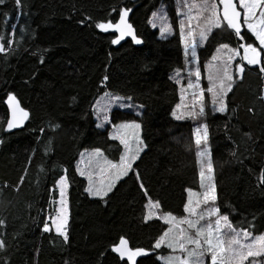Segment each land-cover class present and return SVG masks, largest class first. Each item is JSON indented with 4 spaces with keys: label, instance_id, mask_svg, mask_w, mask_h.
<instances>
[{
    "label": "trees",
    "instance_id": "1",
    "mask_svg": "<svg viewBox=\"0 0 264 264\" xmlns=\"http://www.w3.org/2000/svg\"><path fill=\"white\" fill-rule=\"evenodd\" d=\"M162 4L174 31L167 39L149 23ZM121 9H130L141 47L130 41L116 47L114 35L95 27L115 23ZM177 24L174 0L0 3L6 49L0 53V264H128L112 251L121 238L130 249L149 253L137 264H162L152 245L166 225L145 221L146 204L154 201L161 212L182 217L186 189L199 188L193 123L172 118L179 95L169 74L184 67ZM243 30L237 37L222 26L198 50L202 83L221 44L241 51V44L255 41ZM244 65L243 73L234 70L225 113H212L204 88L206 123L216 206L237 230L258 235L264 233V73ZM104 92L142 107L139 116L114 110L110 121L139 123L144 151L107 197L92 199L76 173L79 154L100 148L117 162L123 152L108 137L109 127L99 130L92 119L91 108ZM9 94L29 114L14 132L5 130ZM62 175L69 181L67 242L42 230Z\"/></svg>",
    "mask_w": 264,
    "mask_h": 264
},
{
    "label": "snow or ice",
    "instance_id": "2",
    "mask_svg": "<svg viewBox=\"0 0 264 264\" xmlns=\"http://www.w3.org/2000/svg\"><path fill=\"white\" fill-rule=\"evenodd\" d=\"M5 0H0L4 3ZM17 6H21V0H15ZM222 5L223 21L226 22L227 29L234 30L237 36H241V13L237 11L233 0H219ZM178 9L186 11L178 12L184 19L179 21V39L183 47L185 58L191 57V63L197 62V47L208 39L213 29L222 27L220 18V8L217 0H177ZM240 7L243 8V23L248 32L255 37L252 43L241 44L243 55L242 61L247 65H261L259 71L264 73V0H240ZM257 10L259 14L257 15ZM130 9L119 11V21L116 23H96L95 27L102 32L113 30L119 35L111 40V44H119L125 37H131L132 41L140 44L141 40L128 23L127 17ZM161 14L153 13L150 21L153 27L159 21V31L162 36L172 32V25L168 22L169 17L161 9ZM195 12V15L193 14ZM196 20L197 30H193L192 21ZM15 28V25H12ZM4 40L0 36V41ZM258 41V47L254 46ZM8 45L13 41L9 39ZM5 45L0 43V53H5ZM217 55L212 56V61L218 63L210 64L208 71V87L206 89L211 100V109L214 113H225L228 106L225 97L233 87V60L239 52L230 48L227 43L221 44L216 50ZM244 67L237 64L235 71L243 73ZM189 79L186 88H181V103H177L172 115L176 120L189 118L200 121L199 126L193 130L195 145L199 149L196 153L200 163L199 185L201 191L186 189L187 201L184 203L183 217H177L171 213H165L157 219L163 220L167 228L155 239L152 245L153 254L155 250L162 247L171 250L169 255H158V260L162 264H206V258L210 257V264H264V233L253 235L248 230H237L229 221L227 215H222L220 209L215 206L217 200L216 186L213 182L214 166L210 159L208 141L209 126L206 123L207 111L205 102V89L201 86V70L194 67L188 72ZM108 77L105 76L104 80ZM191 96L190 104L186 102L185 96ZM104 99L107 103L101 105L97 102L93 105L94 113L101 123L97 127H104L109 123L108 112L113 105L120 107L131 106L125 104V100L131 101V97H123L113 93H105ZM7 104L11 110V117L7 120V130L19 128L28 119V112L20 107L16 97L9 94ZM177 109H181L178 113ZM141 125L136 122H125L113 126L109 133V138L119 141L123 146V153L119 162H113L105 156L100 148H95L91 152L81 153V161L77 165V172L80 176L86 177L88 186L85 191L90 196L103 199L116 186V182L122 177L128 176L133 168L134 162L140 157L143 151L144 141L140 135ZM43 131V130H42ZM2 142V141H0ZM69 181L62 175L56 181L59 189L58 207L55 208L54 215L48 217L51 226L54 227L58 236L68 241V189ZM143 187V185H141ZM201 206H205L203 209ZM159 204H149V217L152 216V209L159 208ZM214 218V219H213ZM3 224V221H0ZM43 232H50V225L47 221L43 223ZM4 247L0 241V248ZM113 252L119 254L121 258L126 257L128 264H137V257L148 255L143 248L132 250L128 246V241L121 238L119 245L112 248ZM251 258V260H250Z\"/></svg>",
    "mask_w": 264,
    "mask_h": 264
},
{
    "label": "rangeland",
    "instance_id": "3",
    "mask_svg": "<svg viewBox=\"0 0 264 264\" xmlns=\"http://www.w3.org/2000/svg\"><path fill=\"white\" fill-rule=\"evenodd\" d=\"M188 2H193V0H188ZM174 3H175V8H176V15H177V25H178V27H177V29H178V32H179V21L181 20V19H184V17L182 16V15H178V12H183V11H186V9H183V8H180V9H178V7H177V0H174ZM217 3H218V6H219V1L217 0ZM236 3H237V6H238V8H239V10L242 12V24H243V26L245 27V29L247 30V27H246V25H244V23H243V8H241L240 7V0H236ZM161 9H163L164 10V13L163 14H165V15H167L168 16V13H167V7H166V5H160L159 7H158V9L157 10H155L154 12H156L157 13V15H160L161 14ZM153 12V13H154ZM194 15H195V12L193 13ZM259 14V10H257V15ZM169 17V16H168ZM153 19V14L151 15V18H150V21ZM222 21V20H221ZM168 22L171 24V21H170V18H169V20H168ZM150 23V22H149ZM198 23H202V22H198V21H196V20H193L192 21V25H193V30L195 31V30H197V24ZM159 21H157L156 22V27H153L152 26V24L150 23V27L153 29V30H156L157 31V34H158V37L160 38V39H167V38H169V37H171L172 35H173V33H174V31H173V28H172V32H171V34H169V35H165V36H162L161 35V33H160V31H159ZM222 26H224V24L222 23ZM215 30H217V29H213V31L209 34V36H208V38L210 37V35L215 31ZM248 31V30H247ZM250 33V32H249ZM251 34V33H250ZM252 35V34H251ZM254 37V36H253ZM254 39H255V37H254ZM208 40V39H207ZM207 40L205 41V42H203L202 44H200V45H198V47H197V55H198V50L200 49V48H202L204 45H205V43L207 42ZM256 43H257V47H258V41H256ZM183 48V47H182ZM219 48V47H218ZM217 50V49H216ZM216 50H215V52H214V54L213 55H217V52H216ZM238 52H239V55L235 58V60H233V76H234V70H235V66L237 65V64H240L241 66H245L244 64L246 63V61H242L241 59H240V57L243 55V48H242V52L241 51H239L238 49H236ZM183 56H184V52H183ZM262 56H264V53H262ZM215 63H218V62H216V61H212V58L206 63V65H205V81H206V84H204V83H202L201 82V86H202V88L204 89V88H206L207 89V87H208V80H207V76H208V71H209V65L210 64H215ZM247 64V63H246ZM194 67H199L200 68V66H199V64H198V59H197V62H196V64H193V63H191V57L189 56L188 58H185V56H184V67H183V69L182 70H176V71H173V72H171L170 74H169V78H170V80L177 86V88H178V95H179V102L178 103H181V99H180V96H181V88L183 87V88H186L187 87V83H188V80L189 79H195L194 77H189L188 76V72H189V70H191V69H193ZM236 72V71H235ZM236 74H238L237 72H236ZM239 75V74H238ZM202 74H201V80H202ZM105 93H109V92H104L102 95H100L97 99H96V101L94 102V104L93 105H96L97 104V102H99L101 105H103V104H105V103H107V101L104 99V94ZM208 98H209V101H210V109H211V100H210V96H209V94H208ZM185 100H186V102H188L189 104H190V102H191V96H190V93L189 94H186V96H185ZM225 102H226V97H225ZM125 104L127 105V104H130L131 106L129 107V106H125V107H120V106H118V105H113L112 106V108L109 110V112H108V116H109V123H107V124H105V126L104 127H97V124H99V123H101V120L100 119H98L97 118V115L94 113V110H93V106H92V108H91V115H92V119H93V121L95 122V125H96V127L99 129V130H105L107 127H109V130H108V137H109V133L112 131V129H113V126L114 125H112L111 124V121H110V115H111V113L114 111V110H124V111H128V112H131V113H134L135 115H137V116H139L140 114H141V112H142V107L140 106V105H138V104H135V103H133L132 101H128V100H125ZM181 111V109H177V112L179 113ZM211 111H212V109H211ZM212 113H214L213 111H212ZM215 114H217V113H215ZM172 118L175 120V121H178V120H176L174 117H173V115H172ZM179 121H192V123H193V130L196 128V127H198L199 126V123H200V121H196V120H192V119H189V118H185L184 120H179ZM121 123H125V122H121ZM137 123V122H136ZM118 124H120V123H118ZM6 130V129H5ZM140 135H141V130H140ZM141 139H142V137H141ZM116 142H118L119 143V141H116ZM121 147H122V150L124 151V149H123V146L121 145ZM208 149H209V155H210V148H209V144H208ZM199 149L197 148V146H196V153H197V151H198ZM92 150H90V149H88V150H84V151H82L81 153H83V152H91ZM143 151H144V145H143ZM143 151L140 153V155L143 153ZM81 153L79 154V157H78V160H77V162H76V165H75V169H77V165L80 163V161H81ZM105 153V152H104ZM123 153V152H122ZM105 156L108 158V159H110L109 158V156L105 153ZM138 160V159H137ZM136 160V161H137ZM135 161V162H136ZM114 162V161H113ZM117 162H119V160L117 161ZM134 162V163H135ZM197 167H198V175H199V172H200V163L198 162V157H197ZM132 170H130V172H131ZM129 172V173H130ZM76 173H77V175L80 177V178H82V179H84L85 180V182H86V187L88 186V181H87V179H86V177H82V176H80L79 175V173L77 172V170H76ZM124 177H122L121 179H123ZM120 179V180H121ZM119 180V181H120ZM119 181H117V182H119ZM116 182V183H117ZM214 182V181H213ZM55 190H56V192H57V199L54 201V202H52L51 203V214L50 215H54V213H55V208L56 207H58V200H59V189H58V187H57V185L55 184ZM193 191H197V192H199V191H201V189H200V185H199V188H198V190H193ZM86 192V191H85ZM67 193H68V189H67ZM86 194L88 195V197L89 198H92V199H100L99 197H95V196H90L87 192H86ZM105 198V197H104ZM186 201H187V199H186ZM157 204L156 202H154V201H151V200H148V202H147V204H146V213H145V216H144V219H145V221H151V220H158V221H160V222H162L163 223V220H161V219H157V217H160V216H162L163 214H165L164 212H161L160 211V209L159 208H153L151 211H152V216H151V218H148L149 217V204ZM215 206H216V204H215ZM205 206H201V208L203 209ZM217 207V206H216ZM186 215V213L184 212V215L183 216H185ZM182 216V217H183ZM49 217V216H48ZM178 217V216H177ZM214 219V218H213ZM47 222L49 223V225H50V229L54 232V233H56L55 232V229H54V227H52L51 226V220H49L48 218H47ZM166 228H167V225H166ZM63 238V237H62ZM155 252H156V258L158 257V255H169V254H171V250H169V249H167V248H164V247H162V249H160V250H155ZM157 260H158V258H157ZM250 260H251V258H250ZM159 261V260H158ZM159 262H161V261H159ZM162 263V262H161ZM206 264H210V257H207L206 258Z\"/></svg>",
    "mask_w": 264,
    "mask_h": 264
},
{
    "label": "water",
    "instance_id": "4",
    "mask_svg": "<svg viewBox=\"0 0 264 264\" xmlns=\"http://www.w3.org/2000/svg\"><path fill=\"white\" fill-rule=\"evenodd\" d=\"M233 3L236 5V7H237V11L241 13V16H240V22H241V34H242L243 31H244V30H243V26H242V12L239 10V8H238V6H237V3H236V0H233ZM222 7H223V6L220 5V18H221V20H222V23H223L224 26L226 27V22L223 21ZM130 14H131V11H129V14H128V17H127V21H128V23H130V21H129ZM118 21H119V16H118L116 22H118ZM116 22H115V23H116ZM226 28H227V27H226ZM133 29H134V28H133ZM134 31H135V30H134ZM228 31L231 32V33H233L235 36H237V35L235 34L234 30H230V29H228ZM109 33L112 34V35H114L115 37L119 35L118 33H115L113 30H109ZM237 37H239V36H237ZM126 41H130V42H132V44H133L135 47H141V46H142V42H141L140 44H136V43H134V42L132 41L131 37H125L124 40H122L119 44H116L115 46L118 47V46L122 45V44H123L124 42H126ZM249 67L252 68V69H257V68L259 69V68L261 67V65H249ZM6 101H7V100H6ZM5 105H6V108H7V120H8V119L11 117V110L9 109L7 102H5ZM26 121H27V120L24 121V123H23V125H22L21 127H19V128H14V129H11V130H7V121H6L5 129H6L7 132H14V131L21 130V129L24 127ZM114 253H115L117 256H119L118 253H116V252H114ZM119 257H120V256H119ZM120 258H121V257H120ZM121 259H122L123 261H127V258H126V257L121 258Z\"/></svg>",
    "mask_w": 264,
    "mask_h": 264
},
{
    "label": "bare ground",
    "instance_id": "5",
    "mask_svg": "<svg viewBox=\"0 0 264 264\" xmlns=\"http://www.w3.org/2000/svg\"><path fill=\"white\" fill-rule=\"evenodd\" d=\"M7 121V120H6ZM22 183V182H21Z\"/></svg>",
    "mask_w": 264,
    "mask_h": 264
}]
</instances>
